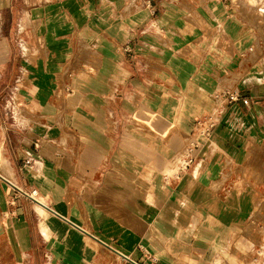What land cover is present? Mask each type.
Wrapping results in <instances>:
<instances>
[{
	"label": "crops",
	"instance_id": "crops-1",
	"mask_svg": "<svg viewBox=\"0 0 264 264\" xmlns=\"http://www.w3.org/2000/svg\"><path fill=\"white\" fill-rule=\"evenodd\" d=\"M50 2L21 13L26 59L0 38V264H264V64L235 0Z\"/></svg>",
	"mask_w": 264,
	"mask_h": 264
},
{
	"label": "rangeland",
	"instance_id": "rangeland-1",
	"mask_svg": "<svg viewBox=\"0 0 264 264\" xmlns=\"http://www.w3.org/2000/svg\"><path fill=\"white\" fill-rule=\"evenodd\" d=\"M6 1L8 0H0V38L7 37L8 38V46H11L12 48H15L16 50V57L20 55V59H26V55L23 51V45L25 43L24 36L19 32V24H20V16L22 11L24 10V14L27 15V12L33 11L35 8L43 9L46 6L51 5L50 0H27V3H24L23 0H18L17 3H14V18L11 19V12L10 9H3V7L6 5ZM134 1L132 4H134ZM259 1V2H257ZM255 2V3H254ZM236 9L241 14L242 18L240 19L241 22H243L245 34H250L252 38L250 39L252 41V47L254 48V54L258 57L264 64V0H235L234 3ZM250 5V6H249ZM252 5V6H251ZM47 8L46 10H48ZM50 15V13H49ZM48 25L46 21L41 20L40 24L38 25L37 31H35V37H33L34 45L40 51L41 49L47 46L49 44V35L48 34H42L41 29L44 28V26ZM49 31V29H48ZM3 32V34H2ZM16 32V34H15ZM45 32V31H44ZM34 52V51H33ZM38 51L36 50V53ZM3 81H5V77H3ZM6 82L8 83V88H6L4 95L5 97H10L11 91H12V82L10 79H7ZM6 85H4L5 87ZM2 89V88H0ZM10 101L9 99H5V110L7 111L8 116L10 118L11 112V105L7 102ZM16 107H22V100H16ZM8 105V106H6ZM256 186L259 185L260 187L264 186V178L258 177L254 179ZM254 185V183H253ZM261 203L264 201V195L260 196ZM262 234V233H261ZM259 249H263L264 242L258 244ZM256 253V252H255ZM253 252V254L255 255Z\"/></svg>",
	"mask_w": 264,
	"mask_h": 264
},
{
	"label": "built area",
	"instance_id": "built-area-1",
	"mask_svg": "<svg viewBox=\"0 0 264 264\" xmlns=\"http://www.w3.org/2000/svg\"><path fill=\"white\" fill-rule=\"evenodd\" d=\"M216 97L217 99H221L230 104L242 101L243 104L249 105V100L246 98H242L241 94L236 93V92L224 91V92L218 93ZM215 126H216V121L214 117L212 116H208L203 119H200L196 123L197 132L200 134V136H203L206 138H209L211 136L212 131ZM26 164H31V162L27 161ZM10 186L16 193H19L25 199L31 200L36 203H41L38 199L39 194L37 190H30V191L23 190L22 191L18 189L16 186H14L13 184H10ZM13 199L16 201V197H14Z\"/></svg>",
	"mask_w": 264,
	"mask_h": 264
},
{
	"label": "bare ground",
	"instance_id": "bare-ground-1",
	"mask_svg": "<svg viewBox=\"0 0 264 264\" xmlns=\"http://www.w3.org/2000/svg\"><path fill=\"white\" fill-rule=\"evenodd\" d=\"M255 1V0H254ZM261 1V0H260ZM257 2H259V1H257ZM255 3V2H254ZM250 6V5H249ZM252 6V5H251ZM258 254L263 258L264 257V248L261 250V249H259L258 250Z\"/></svg>",
	"mask_w": 264,
	"mask_h": 264
}]
</instances>
